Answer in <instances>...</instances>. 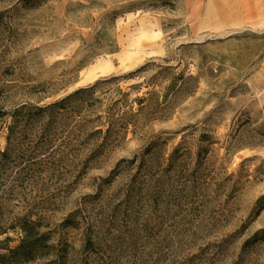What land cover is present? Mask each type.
Returning <instances> with one entry per match:
<instances>
[{
	"label": "rangeland",
	"instance_id": "obj_1",
	"mask_svg": "<svg viewBox=\"0 0 264 264\" xmlns=\"http://www.w3.org/2000/svg\"><path fill=\"white\" fill-rule=\"evenodd\" d=\"M0 264H264V0H0Z\"/></svg>",
	"mask_w": 264,
	"mask_h": 264
},
{
	"label": "trees",
	"instance_id": "obj_2",
	"mask_svg": "<svg viewBox=\"0 0 264 264\" xmlns=\"http://www.w3.org/2000/svg\"><path fill=\"white\" fill-rule=\"evenodd\" d=\"M35 221L24 230L21 243L9 253L8 258L15 262H27L42 255L47 247V236L38 232ZM5 256H1L3 258Z\"/></svg>",
	"mask_w": 264,
	"mask_h": 264
}]
</instances>
